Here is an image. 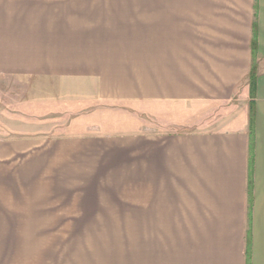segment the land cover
Returning a JSON list of instances; mask_svg holds the SVG:
<instances>
[{"label": "crops", "instance_id": "crops-1", "mask_svg": "<svg viewBox=\"0 0 264 264\" xmlns=\"http://www.w3.org/2000/svg\"><path fill=\"white\" fill-rule=\"evenodd\" d=\"M8 80L35 93L0 122V264H264V0H0ZM111 102L232 117L104 127L135 117Z\"/></svg>", "mask_w": 264, "mask_h": 264}, {"label": "rangeland", "instance_id": "rangeland-1", "mask_svg": "<svg viewBox=\"0 0 264 264\" xmlns=\"http://www.w3.org/2000/svg\"><path fill=\"white\" fill-rule=\"evenodd\" d=\"M33 86L34 82L28 80H8L0 82V122L4 121V123L8 125L13 123L14 125L20 124L26 126V120L16 119L10 115L12 113L14 114V112H20L18 107H21V104L30 100V97L35 93ZM41 104L40 102H29V104L22 107V110L33 111L41 107ZM58 105H60V103H54L51 104V107H55L56 109ZM102 106L126 111L134 114L136 117L113 110H99L101 113H99L98 118L104 123V127L109 124H120V127H125V125L129 124V127H139L140 124H138L137 121L140 120L155 128L165 129L167 131H203L223 129L227 126L228 120L232 117V111H229L227 104L191 105L184 103H162L160 105H151L149 109L141 105L111 102L104 103ZM5 109H7L8 112Z\"/></svg>", "mask_w": 264, "mask_h": 264}, {"label": "trees", "instance_id": "trees-1", "mask_svg": "<svg viewBox=\"0 0 264 264\" xmlns=\"http://www.w3.org/2000/svg\"><path fill=\"white\" fill-rule=\"evenodd\" d=\"M252 54H253V62H252V66L250 69V73H249V83H250V90H251V95H252V101H251V121L253 119L254 116V101L253 98L255 97V90H256V85H257V77H258V73H257V63L255 61V44L252 47ZM251 184V181H250Z\"/></svg>", "mask_w": 264, "mask_h": 264}]
</instances>
